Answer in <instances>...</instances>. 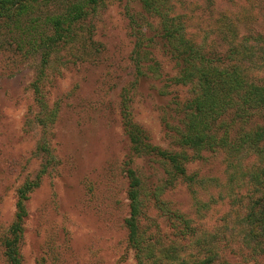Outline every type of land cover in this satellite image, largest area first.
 Wrapping results in <instances>:
<instances>
[{
	"label": "rangeland",
	"instance_id": "obj_1",
	"mask_svg": "<svg viewBox=\"0 0 264 264\" xmlns=\"http://www.w3.org/2000/svg\"><path fill=\"white\" fill-rule=\"evenodd\" d=\"M161 6L165 14L181 16L187 36L209 51L218 48L225 54L232 41L250 32L256 53L250 59V78L264 84V0H168ZM160 21L159 15L145 11L141 0H103L84 21L90 54L75 43L54 55L63 60L57 61L59 69L48 71L44 90L49 105L60 107L56 122L49 126L34 118L39 56L25 57L12 33L0 27V264H9L2 240L15 219L18 188L35 179L52 156L59 165L42 177L26 200L23 264H135L124 224L130 210L123 164L131 154L121 116L123 93H129L134 120L164 148L172 147L163 119L165 107L176 92L182 99L190 95L181 86L168 87V94H162L164 78L174 75L177 67L159 37L151 44L164 78L135 81L134 33L139 28L153 35ZM250 125L264 126V114L253 117ZM44 139L49 152L39 150ZM133 158L148 187L165 178L164 168L149 157ZM222 159L224 155L216 163L205 159L188 163L189 172L200 178L219 177L218 185L196 184L194 193L179 182L163 194L200 229H221L232 209L233 215L243 214L242 190L225 182L229 170ZM240 180L235 178L236 183ZM149 213L159 216L153 207ZM158 221L168 231L165 219ZM234 245L236 250L241 247L239 241ZM233 261L264 264V255L244 260L237 253Z\"/></svg>",
	"mask_w": 264,
	"mask_h": 264
},
{
	"label": "trees",
	"instance_id": "obj_2",
	"mask_svg": "<svg viewBox=\"0 0 264 264\" xmlns=\"http://www.w3.org/2000/svg\"><path fill=\"white\" fill-rule=\"evenodd\" d=\"M102 1L0 0V27L12 33L18 49H25V57L39 56L33 85L38 107L34 118L45 126L54 124L59 115V104L50 106L44 90L48 71L59 69L57 61L63 57L54 55L75 43H81L80 48H84L86 55L90 54L87 35L83 33L84 21ZM141 1L145 11L159 15L161 21L153 35L139 28L134 33L135 81L145 77L164 78L151 44L159 37L163 41L162 49L177 67L174 75L164 78L167 83L162 85V94L181 86L190 95L182 99L180 92H176L165 107L167 113L163 119L172 147L164 148L154 144L146 129L134 120L129 93L127 90L123 93L121 116L131 154L123 164L130 210L124 224L135 264H241L233 261L237 253L244 260L250 255L252 258L264 255V126L250 125L253 117L264 114V84L250 78V59L256 54L252 52L250 32L238 42L232 41L225 54L218 48L209 51L187 36L181 16L162 11L161 5L168 0ZM47 141L44 139L39 150L50 151ZM221 155L229 170L225 182L234 183L242 190L243 214L233 215L235 209H232L221 229H200L193 217L163 194L179 182L188 184L194 193L196 184L206 188L212 181L218 185L219 177L200 178L189 172L188 163L196 159L216 163ZM133 156L149 157L160 164L165 173L162 182L148 187L134 166ZM51 159L43 164L35 179L18 188L15 219L2 240L9 264H23L26 200L40 186L42 177L59 165L60 160L55 156ZM245 159L249 164L243 165ZM238 176L241 180L236 183ZM151 207L159 216L149 213ZM159 217L165 219L168 231L158 221ZM236 241L241 246L237 250Z\"/></svg>",
	"mask_w": 264,
	"mask_h": 264
}]
</instances>
